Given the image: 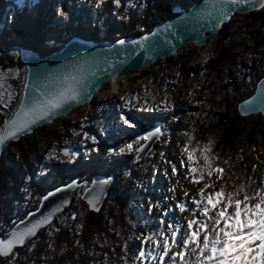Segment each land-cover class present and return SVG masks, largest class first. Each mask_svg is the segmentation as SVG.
<instances>
[{
    "label": "rangeland",
    "instance_id": "rangeland-1",
    "mask_svg": "<svg viewBox=\"0 0 264 264\" xmlns=\"http://www.w3.org/2000/svg\"><path fill=\"white\" fill-rule=\"evenodd\" d=\"M85 1L86 14L65 29L63 39L71 37L72 29L97 39L142 33L167 18L174 2ZM161 1L167 5L163 16L153 8ZM175 1L190 7L195 0ZM61 2L55 0L43 22L42 49L53 44L46 30L56 25ZM33 3L24 0L21 7L29 10ZM65 14L64 19L69 21L70 14ZM260 18H264V10L236 15L208 45L202 64L195 61L196 53L202 50L193 46L137 71L129 81L123 79V88L119 85L122 89L107 83L95 106L90 103L79 107L11 144L0 159L1 169L4 168L0 182V239L8 237L18 220L38 208L51 189L76 177L88 181L89 186L98 174L113 175L114 180L100 211L90 210L81 198L86 188L83 186L72 204L52 223L10 256H0V264H154L150 256L158 254V250L165 251V242L170 246L180 235L181 228L170 222V214L183 215L185 221L181 225L187 234L197 228H187L190 219L206 221L209 233L212 230V221L201 214L203 204L188 203L187 199L180 202L178 184L194 186L199 193L206 184H212L204 190L205 197L224 188L222 202L209 213L212 217L225 206L227 195L238 189L243 191L235 198L241 200L245 192L249 196L264 192L263 117H243L237 110L238 103L253 94L264 75V20ZM8 22L10 18L6 25ZM18 48L0 53V130L22 93L25 67ZM184 117L189 119L182 138L184 148L172 155L176 137H164L163 133L174 120ZM126 119L135 127H129ZM157 123L160 138L147 156L137 159L141 145L147 141L140 135ZM63 147L70 149V156L62 154ZM185 148L192 154L191 160ZM206 148L210 150L205 151ZM217 167L224 171L222 178L219 174L216 180ZM192 168L197 171L192 173ZM209 170L213 172L211 176ZM201 174L200 183H193V177L200 179ZM164 194H169L174 202L168 201L163 213L157 211L155 216L161 222L157 226L153 215ZM181 205L185 210H181ZM233 210L227 209L229 214ZM166 213L170 218L165 217ZM184 243L183 254L190 248ZM167 257L173 264H182L180 259L175 262L172 252Z\"/></svg>",
    "mask_w": 264,
    "mask_h": 264
},
{
    "label": "water",
    "instance_id": "water-1",
    "mask_svg": "<svg viewBox=\"0 0 264 264\" xmlns=\"http://www.w3.org/2000/svg\"><path fill=\"white\" fill-rule=\"evenodd\" d=\"M263 9L261 0H195L190 7L176 3L169 17L156 22L152 30L139 34H128L117 39H97L72 29L71 37L48 55L19 47L17 53L25 67V77L19 103L0 130V136L6 137L4 144L0 145V159L11 144L34 134L37 129L54 123L84 105L91 103L95 106L96 94L109 81L133 70L142 71L159 60H166L189 43L203 46L236 15ZM56 103L60 107H51ZM32 108L42 110L44 116L38 117V123L25 125L28 130L22 131L21 126L26 119H30L22 114ZM237 110L243 117L260 114L264 121V75L257 82L253 94L238 103ZM13 130L16 136L7 138ZM160 131L157 123V126L140 135L148 136L149 139L141 145L137 159L147 156L160 138ZM61 152L63 155L69 153L65 157L71 155L68 147H63ZM113 180V175L107 177L98 174L89 186L88 181L76 177L69 183L51 189L42 197L38 208L19 220L10 235L0 240L7 241L13 232H26L34 228L35 235L25 237L23 244L14 245L12 253L16 248L23 247L72 204L83 186L86 188L81 198L90 210L100 211ZM104 181L106 183H102Z\"/></svg>",
    "mask_w": 264,
    "mask_h": 264
},
{
    "label": "snow or ice",
    "instance_id": "snow-or-ice-1",
    "mask_svg": "<svg viewBox=\"0 0 264 264\" xmlns=\"http://www.w3.org/2000/svg\"><path fill=\"white\" fill-rule=\"evenodd\" d=\"M103 2V0H101ZM118 2V0H117ZM235 2V0H233ZM261 7H264V0H261ZM60 16H65L63 10H59ZM147 39V37H145ZM121 44L124 41H120ZM51 107H60V104L56 103ZM25 117L30 119L25 120V124L21 126L22 131H27L28 127L25 125H31L38 123V117L43 118L44 113L38 108H32L26 110L23 114ZM51 115V112H49ZM125 123L129 127H135V124L130 123L129 120H125ZM152 133L151 135H156ZM16 136V131L13 130L10 137ZM6 137L0 136V145L4 144ZM144 139H149L148 136ZM131 149L132 145H128ZM210 149L206 148L205 151ZM184 151L188 153V149ZM64 155H69L65 152ZM189 159H192V154L188 153ZM207 163L208 157H204ZM196 168H192L191 172L195 173ZM216 174H220L222 178L223 169L217 167L215 170ZM213 172L208 171V175L211 176ZM203 179L201 174L200 179L193 177V183H200ZM106 183V181L102 182ZM213 187L212 184H206L204 189L200 191V200H194L198 206L203 204L201 214L208 217L212 221V230L209 233V224L206 221H200L197 219H190L187 224L188 229H193L194 225L197 226L196 230L191 231L187 236L186 244L191 246L195 245L193 249L197 253L196 261L198 264H264V192L258 193L256 196H249L246 192L243 195V199H238L240 192L243 189H238L235 193L227 195L226 201H224V207H221L214 217L209 216V213L213 211L222 201L221 197L225 195V189L221 188L219 191L209 194L205 197L204 190L206 188ZM206 201V202H205ZM251 201L255 203L250 204ZM243 205V208H241ZM233 207L232 213H228L227 209ZM181 210H185L184 206L181 205ZM50 219V218H49ZM231 221V227L229 228L228 222ZM223 222L224 226L221 227ZM203 232V240L201 242L200 235ZM35 235V230L28 229L26 232H13L11 238L7 241L0 240V256H8L12 253L14 245L23 244L24 239L27 236ZM176 233L173 232L172 238L175 240ZM164 255H167L168 244L165 242ZM207 253V255H205ZM141 253V257H143ZM184 255H180V259L184 260Z\"/></svg>",
    "mask_w": 264,
    "mask_h": 264
},
{
    "label": "trees",
    "instance_id": "trees-1",
    "mask_svg": "<svg viewBox=\"0 0 264 264\" xmlns=\"http://www.w3.org/2000/svg\"><path fill=\"white\" fill-rule=\"evenodd\" d=\"M23 1L24 0H0V53L10 48L22 47L39 51L42 55H48L64 44L68 39H63L62 37L65 33V29L71 28L76 21H80L82 19L81 14H86L85 11H87V3L85 0H61V10L70 14V16H68L69 21L65 20L64 16H60L56 21V25L46 30L53 44L42 49L40 46L43 38L41 29L43 28L46 15L51 6L54 5L55 0H32L34 3L29 10L26 7H21ZM176 3L175 0L172 2L168 13H166L167 5L164 1H161L160 4H156L153 8L155 13L157 12L161 16L166 13L169 17ZM180 4L186 7L185 3L181 2ZM9 18L10 22L6 25V21ZM154 25L151 26L149 30H152ZM91 37H94V35H91ZM62 40H64V42L59 46L57 43H60ZM1 58H3V55H0V59ZM3 174L4 168L1 169L0 164V182L3 180Z\"/></svg>",
    "mask_w": 264,
    "mask_h": 264
},
{
    "label": "bare ground",
    "instance_id": "bare-ground-1",
    "mask_svg": "<svg viewBox=\"0 0 264 264\" xmlns=\"http://www.w3.org/2000/svg\"><path fill=\"white\" fill-rule=\"evenodd\" d=\"M225 25V24H224ZM224 25H223V27H224ZM220 33V32H219ZM218 33V34H219ZM217 34V35H218ZM216 35V36H217ZM216 36L215 37H213L207 44H205V45H203V46H194L193 44H191V43H189V44H187V45H185L182 49H180L178 52H176L175 54H173V55H171V56H169L168 58H171V57H174V56H176V55H179L182 51H185V50H187V49H189V48H191V47H195V49H201L202 50V52L201 53H196V59H195V61H196V63L198 64V65H200V64H202L203 62H204V57H205V55H206V49H207V47H208V45L213 41V39L214 38H216ZM167 58V59H168ZM159 61H161V60H159ZM158 61V62H159ZM157 63V62H156ZM151 66V65H150ZM150 66H148V67H150ZM148 67H146V68H144V69H147ZM143 69V70H144ZM142 70V71H143ZM136 72H137V70H133V71H131L129 74H127V75H124V76H121V77H119V78H117V79H114V80H111V81H109L108 83L109 84H115V86L116 87H118L117 89L119 90L121 87H119V85H121L122 86V88H123V86H124V82H122V80L123 79H126V81H129L130 80V77L133 75V74H136ZM136 76V75H135ZM134 77V76H133ZM107 84V83H106ZM105 84V85H106ZM104 85V86H105ZM104 86L101 88V90L96 94V100H98V98H99V96H100V94H101V92L103 91V88H104ZM126 86V85H125ZM121 88V89H122ZM87 105H89V104H87ZM87 105H84V106H87ZM83 107V106H82ZM68 116V115H67ZM67 116H62V117H60V118H63V117H67ZM59 118V119H60ZM59 119H57V120H59ZM56 120V121H57ZM55 122V121H54ZM188 123H189V119H187V118H183L182 120H174L172 123H171V125L169 126V128H167L166 129V131L163 133V135H164V137H169V138H171V137H176V138H174V147L170 150L171 151V154L172 155H174V154H176L177 152H179V153H181L182 151H183V148H184V145H183V143H182V138L184 137V133H185V131L188 129L187 127H188ZM53 124V123H52ZM46 125H48V124H46ZM45 125V126H46ZM44 127V126H43ZM176 128H177V132H175V130H176ZM174 135V136H173ZM218 177H219V174H216V180L218 179ZM218 182L216 181V184H217ZM215 185V184H214ZM188 187V186H187ZM194 186H192V187H188V188H186V187H182V186H180L179 184L177 185V190H176V194L180 197V202H182V201H186V199L188 200V203H193V201L194 200H196V198L197 199H199L200 198V193H199V191L198 190H194ZM189 191H191L190 192V196L189 197H187V193L189 192ZM208 196V195H207ZM206 196V197H207ZM178 200V201H179ZM174 202L173 201V199L170 197V195L169 194H164L163 195V199H162V201L158 204V206H156V210L154 211V223L157 225V226H159L160 225V221H159V218L157 217V216H155V215H157L158 214V212L157 211H159V212H161V213H163L162 211H165V207H167V202ZM199 201V200H198ZM206 202V201H205ZM194 204H196V203H194ZM136 206H137V204H136ZM197 214H200V212H198ZM165 215V214H164ZM153 216H152V218H153ZM163 216V215H162ZM166 216H168V214L166 213V215H165V217ZM170 216L172 217V218H170ZM170 216H168V218H170L169 220H170V222H176L177 224H179L177 227H179L180 226V235H177L176 237H177V240H175V242H174V244H172V245H170V246H168V250H167V255H168V253H173V256H174V258H176L177 260L175 261V262H177L179 259H180V255H181V253L183 252V249L185 248V243H184V241H186V238H187V236L190 234V233H188L187 234V231H186V229L185 228H183L182 227V225H181V223L182 222H184L185 220L183 219V215L181 214V213H177V212H175V214H170ZM214 217V216H213ZM151 218V219H152ZM175 225V224H174ZM221 227H223L224 226V224H223V222L221 223V225H220ZM228 226L230 227V222H228ZM176 229V228H175ZM195 248V245H192V246H190V248H189V250L185 253V254H183L182 253V255H184V260H181L182 261V264H198V262L196 261V255H194V251H193V249ZM162 252H164L163 251V249L162 250H158V254H154V255H152V256H150V260H153V263L154 264H160V263H162V264H173V261L171 260V258H169V257H167V255H162L161 253ZM160 255V256H159Z\"/></svg>",
    "mask_w": 264,
    "mask_h": 264
},
{
    "label": "flooded vegetation",
    "instance_id": "flooded-vegetation-1",
    "mask_svg": "<svg viewBox=\"0 0 264 264\" xmlns=\"http://www.w3.org/2000/svg\"><path fill=\"white\" fill-rule=\"evenodd\" d=\"M264 10V9H263ZM262 11V10H261ZM261 20H264V18H260ZM264 26V25H263ZM223 29V28H222Z\"/></svg>",
    "mask_w": 264,
    "mask_h": 264
}]
</instances>
